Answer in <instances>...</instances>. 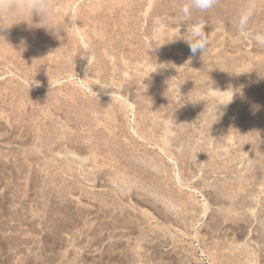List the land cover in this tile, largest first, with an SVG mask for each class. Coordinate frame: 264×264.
<instances>
[{
    "label": "rangeland",
    "instance_id": "1",
    "mask_svg": "<svg viewBox=\"0 0 264 264\" xmlns=\"http://www.w3.org/2000/svg\"><path fill=\"white\" fill-rule=\"evenodd\" d=\"M51 3L52 29L0 18V264H264V48L237 31L245 0L193 11L196 56L190 0Z\"/></svg>",
    "mask_w": 264,
    "mask_h": 264
},
{
    "label": "clouds",
    "instance_id": "2",
    "mask_svg": "<svg viewBox=\"0 0 264 264\" xmlns=\"http://www.w3.org/2000/svg\"><path fill=\"white\" fill-rule=\"evenodd\" d=\"M216 4L217 0H190L188 6L180 9V14L183 17L181 22L187 24V30L183 33L182 39L188 44L193 56H196L197 53L203 54L209 43L208 34L205 32L206 23L193 19V11L207 13ZM52 8L51 0H0V18L18 17V21H29L24 17L27 16L31 19L35 13L40 17L37 27L52 29L53 26L48 22ZM256 13L257 0H245L237 14L236 28L242 38L250 39L257 47L264 48V28L250 27Z\"/></svg>",
    "mask_w": 264,
    "mask_h": 264
},
{
    "label": "bare ground",
    "instance_id": "3",
    "mask_svg": "<svg viewBox=\"0 0 264 264\" xmlns=\"http://www.w3.org/2000/svg\"><path fill=\"white\" fill-rule=\"evenodd\" d=\"M158 79V78H157ZM217 96V95H216ZM225 98V97H224ZM177 117V116H176Z\"/></svg>",
    "mask_w": 264,
    "mask_h": 264
}]
</instances>
